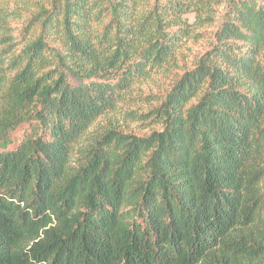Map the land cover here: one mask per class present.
<instances>
[{
	"label": "trees",
	"instance_id": "trees-1",
	"mask_svg": "<svg viewBox=\"0 0 264 264\" xmlns=\"http://www.w3.org/2000/svg\"><path fill=\"white\" fill-rule=\"evenodd\" d=\"M144 1L52 0L0 38V264H264V0H230L197 67L127 114L142 136L108 117L221 0Z\"/></svg>",
	"mask_w": 264,
	"mask_h": 264
},
{
	"label": "rangeland",
	"instance_id": "rangeland-1",
	"mask_svg": "<svg viewBox=\"0 0 264 264\" xmlns=\"http://www.w3.org/2000/svg\"><path fill=\"white\" fill-rule=\"evenodd\" d=\"M229 1L221 0L215 7L216 11L213 12L212 23L204 25V27L196 26L197 29L194 33L196 37L185 45L179 56V63L176 68L156 73L150 80L138 85L133 92V96L123 103V108L119 113L115 117L110 116L108 118H112L111 121L127 133L143 136L150 134L154 129H160L159 126L155 127L151 124L146 125V123L134 122L130 118V115L127 114L129 112L147 114L153 108L158 107L164 101V97L171 91L180 76L184 72L197 67L199 60L215 45V33L227 11ZM51 2L52 0H2L0 3V38H8L16 30L18 33L23 31L30 24L33 17L39 14L42 9H49ZM151 2L153 0H145L144 6L148 7V3ZM186 19L191 25L197 22L195 14L187 15ZM33 24L35 25V22ZM31 30H29L28 35ZM35 35L34 29L30 36L34 37ZM30 36L26 37L25 35L23 39L20 37L17 46L9 49V52L18 51L21 46H24L26 41L30 40ZM9 45V42L4 43L3 48L8 49ZM4 68L7 74L10 70L7 68V65ZM108 118L100 120L91 130L89 137L83 142L93 138L99 129L104 130L106 125H108Z\"/></svg>",
	"mask_w": 264,
	"mask_h": 264
}]
</instances>
